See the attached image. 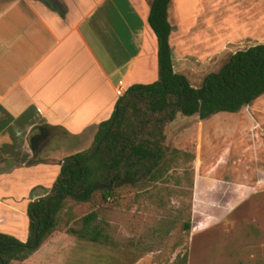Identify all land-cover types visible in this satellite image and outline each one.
<instances>
[{"label":"crops","instance_id":"obj_1","mask_svg":"<svg viewBox=\"0 0 264 264\" xmlns=\"http://www.w3.org/2000/svg\"><path fill=\"white\" fill-rule=\"evenodd\" d=\"M200 1L172 0L169 8L177 73L198 69L193 56L207 59L222 45L264 44V0ZM152 2L0 0V233L27 240L29 204L48 194L63 161L74 155L66 152L71 144L84 145L79 152L92 146L99 126L114 115L119 82L128 90L158 80ZM221 4L226 11L217 24L213 14ZM207 11L212 16L204 22ZM219 116L199 120L201 155L208 151L205 139L219 133L210 123ZM230 118L233 146L247 150L263 141L264 96ZM47 147L54 152L45 153ZM263 150L248 157L247 171L264 172Z\"/></svg>","mask_w":264,"mask_h":264},{"label":"rangeland","instance_id":"obj_2","mask_svg":"<svg viewBox=\"0 0 264 264\" xmlns=\"http://www.w3.org/2000/svg\"><path fill=\"white\" fill-rule=\"evenodd\" d=\"M200 2L203 6L210 0ZM218 10L213 21L220 24L225 4ZM203 16L204 22L211 19V11ZM251 46L247 41L222 45L207 59L193 56L198 69L186 71L182 67V71L194 87H200L206 75L217 72L231 55ZM220 115L216 122H210L216 123L219 133L205 139L208 151L204 155L199 147V119L179 114L166 127V145L171 152L188 153L194 161L184 162L175 154L179 159L163 180L141 178L137 187L120 188L117 200L104 201L97 194L92 203L75 205L77 218L92 211L99 213L111 237L110 245L79 242L67 234L63 224L27 261L12 264H173L177 255L186 251L189 264H264V172L247 171L251 168L244 165L250 155L255 157L264 148V137L263 144L257 140L247 150L241 149L242 143L233 146L235 139L228 141L227 129L235 120H230V113ZM82 146L71 144L66 152L76 154ZM245 151L250 152L243 159ZM52 152V147L45 149V153ZM235 152L242 156L239 161L231 159ZM187 166L194 170L192 197L185 179L191 174L185 172ZM189 215L192 230L188 235L182 226ZM177 245L181 246L175 250Z\"/></svg>","mask_w":264,"mask_h":264},{"label":"trees","instance_id":"obj_3","mask_svg":"<svg viewBox=\"0 0 264 264\" xmlns=\"http://www.w3.org/2000/svg\"><path fill=\"white\" fill-rule=\"evenodd\" d=\"M171 3L153 0L148 20L158 40V80L130 87L117 101L113 117L99 126L92 146L63 161L48 194L28 206L26 241L0 233V264L27 261L63 224L67 234L79 242L110 245L111 237L99 213L92 211L77 218L75 205L92 203L97 194L104 201L117 200L120 188L137 187L141 178L163 180L179 159L175 154L184 162L194 161L188 153L171 152L166 145V127L179 114L205 121L221 113H239L264 96V44L231 55L217 72L205 76L200 87L177 73L170 44ZM188 171L191 174L185 179L192 197L193 167L187 166ZM97 184L112 187L95 190ZM190 218L182 226L188 235L192 230ZM173 264H189V253H179Z\"/></svg>","mask_w":264,"mask_h":264},{"label":"built area","instance_id":"obj_4","mask_svg":"<svg viewBox=\"0 0 264 264\" xmlns=\"http://www.w3.org/2000/svg\"><path fill=\"white\" fill-rule=\"evenodd\" d=\"M126 91L127 90L125 89L123 82H119L118 87L116 89V95L121 98L125 95Z\"/></svg>","mask_w":264,"mask_h":264},{"label":"water","instance_id":"obj_5","mask_svg":"<svg viewBox=\"0 0 264 264\" xmlns=\"http://www.w3.org/2000/svg\"><path fill=\"white\" fill-rule=\"evenodd\" d=\"M112 185H109V186H105V185H102V184H97L94 186V189L95 190H101V189H106V188H111Z\"/></svg>","mask_w":264,"mask_h":264}]
</instances>
